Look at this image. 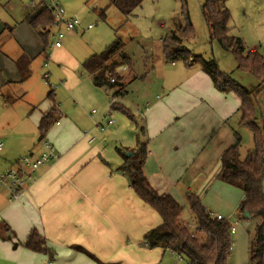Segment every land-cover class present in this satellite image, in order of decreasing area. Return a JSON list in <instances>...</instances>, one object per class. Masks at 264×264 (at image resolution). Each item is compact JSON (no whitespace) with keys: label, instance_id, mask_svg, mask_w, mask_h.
<instances>
[{"label":"crops","instance_id":"0c3cea01","mask_svg":"<svg viewBox=\"0 0 264 264\" xmlns=\"http://www.w3.org/2000/svg\"><path fill=\"white\" fill-rule=\"evenodd\" d=\"M43 2L0 0V141L4 142L0 171L24 154L39 153L42 140L52 142L60 155L37 172L18 200H10L8 190L0 186V264H47V254L23 246L35 227L55 251L52 264L187 262L168 249L144 243L145 232L163 219L138 197L118 170L120 150L138 145L135 124L127 123L123 116H116L123 127L116 121L111 126L105 124L115 118L113 113L126 115L111 108L115 88L99 86L85 68L88 58L110 44L104 40L107 32L87 28L89 19L99 14L107 20L105 12L113 0H62L82 26L66 32L62 47L48 46L46 55L39 31L28 22ZM5 25L12 27V32ZM255 26V33L263 36L264 27ZM85 31L91 32L86 36ZM22 56L31 60L26 81H21L16 63ZM47 59L49 76L42 81L39 67ZM158 60L149 66L150 60L146 62L148 73L141 75L133 60L128 67L121 63L116 68L126 95L114 98L137 118L140 115L146 126L149 157L145 175L159 193L170 194L184 206L182 219L186 222L194 221L185 200L191 191L214 215L231 220L243 192L219 179L220 158L236 140L238 126L234 123H240V98L216 90L199 63L169 62L164 52ZM50 89L59 112L42 136L38 125L53 105L47 97ZM238 223L231 222L233 234ZM72 245L84 247L99 262Z\"/></svg>","mask_w":264,"mask_h":264},{"label":"trees","instance_id":"16d2710c","mask_svg":"<svg viewBox=\"0 0 264 264\" xmlns=\"http://www.w3.org/2000/svg\"><path fill=\"white\" fill-rule=\"evenodd\" d=\"M227 1L206 0L202 4L205 21L209 27L210 40L220 44L224 50L232 52L240 70L253 74L260 80L259 90H250L232 79L229 74L220 69L215 58L196 55L184 47V38L195 37L186 0H182L181 9L184 22L182 23L176 17L173 18L174 28L171 34L162 38L163 52L169 62L199 63L201 70L210 75L216 90L234 93L240 98V124L251 130L254 146L248 151L247 156L241 159L239 148L242 136L238 131H234L235 142L223 151L220 158L222 170L219 179L242 190L243 197L236 210L239 219H250L255 216L261 218L255 227V237L249 243L248 262L249 264H264V125L259 123L256 117L257 95L264 89V53H260L258 49L249 50L242 38L233 33V28L230 26L231 14L226 7ZM143 2L144 0H113L117 9L126 16L133 15L134 10L141 7ZM28 22L39 31L42 53L46 55L51 27L54 23L53 15L42 3L37 13L28 18ZM5 28L9 32L13 30L12 27L6 25ZM124 49V42L121 39H115L103 52L94 54L85 61V68L93 75V81L108 89L114 87L112 96L115 98L126 95V85L120 81L121 76L116 72V68L121 63L131 62L126 55H122ZM16 63L21 81H26L30 76L31 60L22 56L16 60ZM113 75H115V81H111ZM53 92L50 89L47 93L53 105L38 125L42 136L48 131L59 112L55 105ZM111 108L122 110L135 124L137 130L135 136L138 145L131 149L120 150L122 163L118 170L126 177L138 197L154 208L163 219L161 224L145 232L144 243L151 248L168 249L185 258L189 264H229L228 260L233 251V233L230 231L229 219H219L204 205L200 196L191 191L186 194L185 200L193 216V222L198 227V229H191L187 225L190 221L186 222L182 219L184 206L170 194L159 193L145 175L143 168L149 157V140L146 138L144 120L141 119L139 122L134 112L116 99L111 102ZM27 236L23 242L25 248L45 253L49 259L53 258L55 251L48 247L45 236L36 227L32 228ZM71 248L85 252L99 262L84 247L72 245Z\"/></svg>","mask_w":264,"mask_h":264},{"label":"rangeland","instance_id":"374dc122","mask_svg":"<svg viewBox=\"0 0 264 264\" xmlns=\"http://www.w3.org/2000/svg\"><path fill=\"white\" fill-rule=\"evenodd\" d=\"M205 1L206 0H186L187 9L195 31V37L184 38V47L188 48L196 55H201L205 58H215L220 69L229 74L232 79L250 90H259V87H261L260 80L253 74L240 70L237 67V59L234 58L233 53L224 50L220 44L210 40L209 27H207L202 11V4ZM226 7L231 14L230 26L233 28V33L242 38L249 50L255 47V49L257 48L258 51L263 54L264 34L259 37L255 33V23L257 26L264 27V0H228L226 2ZM181 9L182 0H144L141 7L134 10L133 15L126 16L113 4L105 12L107 20L105 19L104 21L99 14H95L89 19V22L93 24V29H101L102 32H107V34L104 35L106 39L98 36L104 39L107 44L115 39H121L124 42L125 49L122 51V55H126L129 59L133 60V67H135L137 73L141 75L145 72L148 73L146 62L150 60L149 66L151 62L156 63L159 61L158 59L163 53L162 38L171 34V30L174 28L173 18L176 17L180 19L182 23L184 22ZM85 32V35L88 36V33L91 31ZM37 65L39 66L38 63ZM125 65L128 67L127 63H125ZM45 69L46 67L43 63V66L39 67V78L42 79V81L43 79L46 81V78L42 76ZM118 70L120 72V69ZM128 76H131V74ZM136 87L137 86H134L132 88H134L133 92H135L134 97L137 98L138 94L136 92ZM256 103L257 120L264 125V89L258 93ZM112 115L113 117L115 116L116 125L120 124L116 116H123L127 123H131L127 116L125 117L120 114L115 115V113ZM239 116L240 115H238V117ZM238 120L234 121L236 122ZM138 121H141L140 115L138 116ZM234 126H238L237 129L242 136L239 152L241 154V159H244L248 151L252 150L254 146L252 132L240 123L237 125L234 123ZM120 127L123 126L120 124ZM133 128L137 131L135 126ZM236 210L237 209L233 211L234 216H232L231 220L229 219L232 223H235V221L239 223L237 226L238 231L233 234V251L228 262L229 264H246V262H248L249 243L250 240L255 237V227L261 221V218L255 216L250 219H239L238 215H236ZM182 263L189 264L185 261H182Z\"/></svg>","mask_w":264,"mask_h":264},{"label":"built area","instance_id":"2783aa9c","mask_svg":"<svg viewBox=\"0 0 264 264\" xmlns=\"http://www.w3.org/2000/svg\"><path fill=\"white\" fill-rule=\"evenodd\" d=\"M43 6L53 15L54 23L51 27L53 30L52 37L49 43L51 48L62 47L63 39L67 31H76L82 26L81 19L75 15L69 14L65 6L63 5L62 0H44ZM87 28H92V25H88ZM48 57V56H47ZM44 66L47 68L49 66L48 59L45 62ZM44 78L49 76V70L43 74ZM111 81H115V76L111 77ZM115 98L113 97L112 100ZM115 120L111 117L105 121L107 126ZM98 126L101 125L100 122H97ZM101 128L105 126L101 125ZM90 141L93 142V139L90 138ZM4 142L0 141V150H2ZM60 158V155L57 151L56 146L46 140H42V149L39 153L33 154H24L20 156L18 161L13 163L8 168L0 171V186L8 190L10 200H18L22 197L27 191L28 186L34 182L37 172L49 162L56 161ZM219 219L226 218L224 215H217ZM191 229H198L196 223L193 221L187 223ZM230 231L235 232V226L231 224ZM52 259H49L47 264H52Z\"/></svg>","mask_w":264,"mask_h":264}]
</instances>
